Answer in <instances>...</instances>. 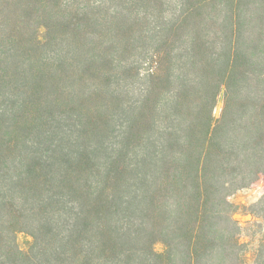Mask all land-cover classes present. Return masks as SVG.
Wrapping results in <instances>:
<instances>
[{
  "label": "trees",
  "instance_id": "1",
  "mask_svg": "<svg viewBox=\"0 0 264 264\" xmlns=\"http://www.w3.org/2000/svg\"><path fill=\"white\" fill-rule=\"evenodd\" d=\"M142 1L166 27L148 31L137 19L115 30L124 64L119 153L102 171L95 149L41 157L36 141L76 79L45 47L73 54L91 34L90 14L134 11ZM177 5L0 0V264H245L229 199L264 175V0ZM135 32L145 45L132 41ZM149 40L148 78L133 97L143 66L131 58ZM89 131L82 126L79 138ZM255 213L264 219V199ZM18 232L33 237L29 251L16 246ZM255 258L264 264V241Z\"/></svg>",
  "mask_w": 264,
  "mask_h": 264
},
{
  "label": "rangeland",
  "instance_id": "2",
  "mask_svg": "<svg viewBox=\"0 0 264 264\" xmlns=\"http://www.w3.org/2000/svg\"><path fill=\"white\" fill-rule=\"evenodd\" d=\"M168 3L176 8L178 0H168ZM149 1H142L134 11L123 10L122 13L102 12L90 14L91 34L84 46H79L77 50L70 52L65 49V54L61 57L62 51L58 49L56 53H51L49 47H45V51L49 58L54 61L63 63V69L70 68L75 74L76 79L70 84H66L65 93L62 92L61 104L58 112L48 117L43 136L36 142H42L40 148H43L41 157L52 161L53 154H58L61 148L76 153L81 150L91 152L95 149V160L99 169L105 168L108 157H114L119 153L122 136V120L119 113V102L123 90L122 67L123 57L121 54L120 41L115 35L120 23H134L137 19H143L147 30L156 29L163 30L166 23H157L153 17L152 6ZM147 17V24L145 19ZM141 21V20H140ZM38 37L45 42L46 29L39 27L37 29ZM139 33L132 35V41L140 44L138 39ZM120 40V39H119ZM114 43V44H109ZM146 50L134 51L132 61L138 62L141 67L139 76L136 78V85L132 87L135 97V89L144 85L147 81V66L143 65L142 59L146 60V53L156 45V41L149 40ZM147 47V46H146ZM80 50V51H79ZM82 50L84 52H82ZM79 51V52H77ZM69 54V55H68ZM68 55V57H67ZM73 59L71 60V57ZM143 59V61H145ZM86 69V73L84 70ZM66 71V70H65ZM72 75L71 71H67ZM65 74V72H64ZM63 76V75H62ZM63 78L69 79L68 76ZM79 79H81L79 81ZM64 81V82H65ZM66 100H65V99ZM226 103L225 90L223 89L216 101L213 110V117L219 120L223 114ZM89 128L87 136L79 138L78 130L81 127ZM98 130L105 131L100 141L97 142L93 135ZM38 137V136H37ZM36 136L29 138L31 141L37 139ZM66 150V151H67ZM135 153V150H133ZM17 191L7 194L11 200L22 205L21 196ZM264 199V175H261L254 183L249 186L237 190L230 197V202L234 205V218L238 222L241 233L240 240L245 246V264H257L255 256L264 241V219L255 213L256 205ZM63 214L54 215V219L60 218ZM28 219H32L28 217ZM16 246L22 252H27L34 244L33 237L26 232H18L15 237ZM158 253H162L165 249L162 243H158L155 247Z\"/></svg>",
  "mask_w": 264,
  "mask_h": 264
}]
</instances>
